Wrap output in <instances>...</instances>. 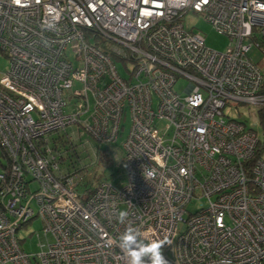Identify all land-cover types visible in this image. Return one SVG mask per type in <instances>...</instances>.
I'll return each mask as SVG.
<instances>
[{"label":"built area","instance_id":"1","mask_svg":"<svg viewBox=\"0 0 264 264\" xmlns=\"http://www.w3.org/2000/svg\"><path fill=\"white\" fill-rule=\"evenodd\" d=\"M187 11L228 38L225 50L184 28ZM252 46L264 51V0H0L9 60L0 77V264H127L113 241L128 226L146 242L170 240L169 264H264L257 117L251 125L223 114L226 104L264 107ZM126 112L119 182L81 186L88 164L74 143L91 150L84 134L114 142ZM36 217L45 243L29 254L16 232Z\"/></svg>","mask_w":264,"mask_h":264},{"label":"rangeland","instance_id":"2","mask_svg":"<svg viewBox=\"0 0 264 264\" xmlns=\"http://www.w3.org/2000/svg\"><path fill=\"white\" fill-rule=\"evenodd\" d=\"M181 20L186 30L190 32H199L204 37L205 44L209 48L218 51L225 50L229 41L228 38L217 33L214 28L203 19L200 13L187 11L181 16ZM248 56L257 64L262 76H264V53L252 46L248 51ZM8 65L9 60L7 54L0 49V77L7 70ZM126 66L130 67V64L126 63ZM116 67L122 77L128 78L129 73L124 68L121 61L116 62ZM186 83V79L179 76L173 86V89L177 93L182 94ZM223 114L226 119L244 121L251 125L254 123L255 115H257L255 110L248 108L246 105L234 106L230 104H226L223 107ZM121 124L122 128L120 129L118 137L112 143H100L92 139L88 134H84L82 136V141L87 139L91 145V150H86L80 146L78 142L77 144L74 143L77 152V154L75 153L74 155L78 162H81L83 165L88 164L84 168L85 174L84 180H82L83 183L85 181L91 185H95L103 179H109L114 183L119 182V177H121L122 142L126 138L130 126V117L127 112L124 114ZM253 128L258 132L260 139L258 156L264 159V129H262L261 125L258 123V119L257 123L253 125ZM59 136L62 137L63 134L59 133ZM4 165H6V159L0 153V171ZM76 165L78 166L77 163ZM198 204L199 201L192 199L186 204L185 209L188 212H193L197 209ZM188 212L183 214L184 218L187 217ZM16 235L19 239H22L20 242L22 249L29 254L40 252L41 247L39 243H45L42 222L38 217L32 219L31 223L20 227L17 230ZM47 237L51 240L50 234H48ZM45 248L46 247L43 246V249Z\"/></svg>","mask_w":264,"mask_h":264},{"label":"clouds","instance_id":"3","mask_svg":"<svg viewBox=\"0 0 264 264\" xmlns=\"http://www.w3.org/2000/svg\"><path fill=\"white\" fill-rule=\"evenodd\" d=\"M152 175V172L148 173L149 177ZM127 216V211L121 210L118 213V219L121 223L126 221ZM113 243H116L127 256V264H169L162 253L164 245L172 244L168 239L146 242L139 229L128 226ZM221 264L224 262L222 261Z\"/></svg>","mask_w":264,"mask_h":264},{"label":"trees","instance_id":"4","mask_svg":"<svg viewBox=\"0 0 264 264\" xmlns=\"http://www.w3.org/2000/svg\"><path fill=\"white\" fill-rule=\"evenodd\" d=\"M261 47H264V46H261ZM261 50H264V48H262ZM262 53H264V51H261ZM256 117L258 119V123L261 125L262 129H264V107H260L256 110ZM260 140V139H259ZM259 144H260V141L258 142L257 146H256V149H255V155H254V158L258 157V154H259ZM84 180V179H83ZM82 184H80L81 186L83 187H92L93 185H91L90 183H87L84 181H81Z\"/></svg>","mask_w":264,"mask_h":264}]
</instances>
